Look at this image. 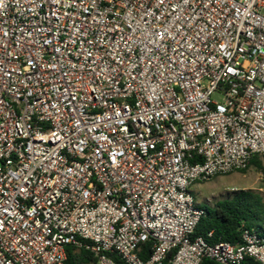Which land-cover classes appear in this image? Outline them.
I'll list each match as a JSON object with an SVG mask.
<instances>
[{
  "label": "built area",
  "instance_id": "built-area-1",
  "mask_svg": "<svg viewBox=\"0 0 264 264\" xmlns=\"http://www.w3.org/2000/svg\"><path fill=\"white\" fill-rule=\"evenodd\" d=\"M255 156L264 0H0V264H68L69 247L264 264L254 230L193 237V187Z\"/></svg>",
  "mask_w": 264,
  "mask_h": 264
},
{
  "label": "trees",
  "instance_id": "trees-1",
  "mask_svg": "<svg viewBox=\"0 0 264 264\" xmlns=\"http://www.w3.org/2000/svg\"><path fill=\"white\" fill-rule=\"evenodd\" d=\"M263 169L259 156H255L249 166ZM203 215L198 222L193 237H202L211 244L229 242L240 244L245 229L254 230L264 237V198L255 190H239L231 198L217 201L213 206L200 205ZM209 233H212L210 236ZM152 244L147 243L141 251V257L148 259ZM68 264H84L97 259L89 252L68 248ZM116 264H126L120 257L113 255ZM203 264H214L206 259ZM241 264H260L253 258H246Z\"/></svg>",
  "mask_w": 264,
  "mask_h": 264
},
{
  "label": "rangeland",
  "instance_id": "rangeland-1",
  "mask_svg": "<svg viewBox=\"0 0 264 264\" xmlns=\"http://www.w3.org/2000/svg\"><path fill=\"white\" fill-rule=\"evenodd\" d=\"M263 169L250 166L244 172L217 176L209 181L198 183L193 187L199 204L213 206L217 201L231 198L239 190H255L260 192L264 182V156H259ZM84 264H100L98 261Z\"/></svg>",
  "mask_w": 264,
  "mask_h": 264
}]
</instances>
